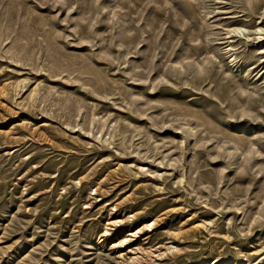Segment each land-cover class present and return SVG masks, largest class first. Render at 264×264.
<instances>
[{
    "label": "rangeland",
    "instance_id": "374dc122",
    "mask_svg": "<svg viewBox=\"0 0 264 264\" xmlns=\"http://www.w3.org/2000/svg\"><path fill=\"white\" fill-rule=\"evenodd\" d=\"M0 264H264V0H0Z\"/></svg>",
    "mask_w": 264,
    "mask_h": 264
}]
</instances>
